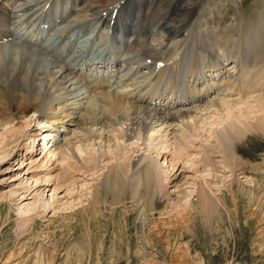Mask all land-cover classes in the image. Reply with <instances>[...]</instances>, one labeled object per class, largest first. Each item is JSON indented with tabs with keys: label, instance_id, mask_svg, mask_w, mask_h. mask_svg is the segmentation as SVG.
<instances>
[{
	"label": "bare ground",
	"instance_id": "obj_1",
	"mask_svg": "<svg viewBox=\"0 0 264 264\" xmlns=\"http://www.w3.org/2000/svg\"><path fill=\"white\" fill-rule=\"evenodd\" d=\"M211 7L203 8L202 0H0V162L19 153L21 164L26 163L24 157L31 158L37 133L30 135L29 130L36 117L47 146L41 147V158L27 163L25 182L56 183L49 200L43 199L45 190L36 192L31 202L23 204L24 212L49 208L63 185L67 191L76 185L89 189L83 175L91 171L95 176L99 157L107 153L111 158L104 166L107 176L92 187L117 191L128 184L140 198L142 184L155 188V193L168 179L161 173L164 163L173 171L198 143L206 157L200 162L204 169L214 153L205 147L222 152L231 168H243L244 160L235 154L236 142L247 131L264 133V95L250 93L257 83H264V49L260 55L255 52L264 11L258 23L238 24L239 46L233 48L229 42H215L211 35L209 26L215 21L206 18ZM55 16L60 21L51 25ZM69 25H74L73 31L66 29ZM80 27L88 32L78 33ZM58 31L57 37H65L61 45L73 38L74 52L89 39L92 54L107 40L112 51L103 52L102 59L88 54L78 62L70 55L52 57L56 51L49 50L51 43L46 42ZM2 34L11 41L24 38L28 46L30 40L39 39L40 45L34 46L44 53L19 42L9 44ZM94 69L101 70L100 76L92 73ZM108 80L103 86L101 82ZM89 82H95L93 88ZM118 86L121 90L115 91ZM22 144L26 156L18 150ZM168 152L173 156L170 162ZM159 157L164 158L162 165ZM56 163L61 167L58 174L53 173ZM35 165L46 168L43 174L31 171ZM16 193L12 190L5 196ZM27 193L21 194L20 204ZM201 197L207 202L208 197ZM140 215L144 220V207Z\"/></svg>",
	"mask_w": 264,
	"mask_h": 264
},
{
	"label": "rangeland",
	"instance_id": "obj_2",
	"mask_svg": "<svg viewBox=\"0 0 264 264\" xmlns=\"http://www.w3.org/2000/svg\"><path fill=\"white\" fill-rule=\"evenodd\" d=\"M210 4L212 7L206 11V18L215 21L209 26L211 35L215 42H229L233 48L239 46L238 24L243 23L246 27L258 23L264 11V0H202L203 8ZM257 31L261 37L255 52L260 55L264 52L259 51L261 47L264 49L261 46L264 26H258ZM23 39L11 41L9 38L8 43L24 44ZM59 39L57 37L55 41L54 37V41H49L53 50L49 45L48 49L55 51V45L61 43ZM34 45L26 46L44 53ZM99 49L102 51L97 56L104 52L103 48ZM86 58L87 55L83 59ZM262 80L264 82V78ZM93 84L89 83L88 87L93 88ZM115 89L118 91L121 87ZM263 90L264 83H257L250 93L264 95ZM225 92L234 96L230 91ZM250 93L248 95H252ZM36 119L29 130L30 135L37 133V149L30 152L31 158L24 157V165L19 161L22 157L19 152L27 155L22 144L18 155L0 162V264H264V133L261 131H247L238 140L240 142H236L235 154L244 160L242 169L231 168L222 152L210 147L204 149L214 152L213 162L210 165L208 162L204 169L200 163L204 152L199 143L193 151L188 150L191 155L187 160L177 161L173 171H169L164 158L159 157L160 164L166 166L161 167L162 176L167 174L168 179L163 180L155 193V188L142 184L139 188L141 198L138 194L133 195L128 184H121L117 191L114 187V190L92 187L107 176L104 166L111 158L106 152L105 157L98 159L97 177L91 171L83 175L90 182V190H82L76 185V189L67 191L63 185L55 192L54 200L51 199L53 205L49 208L40 206L39 212L26 213L23 204L31 202L34 193L45 190L43 199L49 200L56 184L36 183L34 179L25 182L27 163L41 158L44 155L42 149L47 146ZM172 158L169 153L167 161ZM58 164L53 165L56 167H53L54 174L60 173ZM45 169L35 165L31 171L43 174ZM12 190L17 193L5 196ZM25 192L28 197L20 204L21 194ZM149 193L152 196H148ZM201 195L208 197L209 202H204ZM143 207L146 209L144 220L140 215Z\"/></svg>",
	"mask_w": 264,
	"mask_h": 264
}]
</instances>
